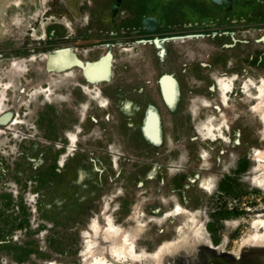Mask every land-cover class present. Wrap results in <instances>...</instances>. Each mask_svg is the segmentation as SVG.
<instances>
[{"label": "rangeland", "instance_id": "1", "mask_svg": "<svg viewBox=\"0 0 264 264\" xmlns=\"http://www.w3.org/2000/svg\"><path fill=\"white\" fill-rule=\"evenodd\" d=\"M263 77L264 0H0V264L112 262L133 235L233 264L264 219Z\"/></svg>", "mask_w": 264, "mask_h": 264}, {"label": "bare ground", "instance_id": "2", "mask_svg": "<svg viewBox=\"0 0 264 264\" xmlns=\"http://www.w3.org/2000/svg\"><path fill=\"white\" fill-rule=\"evenodd\" d=\"M47 24L48 23H46L44 20H42V21H40L39 26L36 29H33L31 31L32 41L42 40L43 33L46 37L47 33H45V31H46L45 26ZM95 65H97V66H95ZM95 65H93L94 67H91L92 72H90V75L92 74L91 76H95L96 78H97V76L104 75L105 74V68H104L105 65L103 63L102 64L98 63ZM89 71H90V69H89ZM221 83H222L221 81H218V85ZM259 83L260 84H256V85L252 84L253 87L255 88V90H257V97L256 98L259 101L258 105L254 106L253 109H254V112L259 115L260 120L264 125V77L261 79V81ZM243 84H244V82H243ZM243 84H242V88H243ZM164 87H166V85ZM220 90L225 91L224 88H220ZM0 113H1V108H0ZM151 117H152V113H150L149 117L147 118V121H146L147 127L145 126L146 129H148V133H149L148 135L149 136L152 135L151 133L153 131H152V128H148V126H151L155 123V121L153 120L154 123L152 124L153 121H152ZM154 127H155V125H154ZM223 127H224V123H221L217 127L212 126L208 132L210 137H207L206 139L215 141L216 139L213 138V137L217 136L215 133L218 132L219 134H221ZM67 137L69 138L70 141H74V139H75L72 134H68ZM262 157H260V156L256 157V159H258V164L256 165V167L254 169L257 170V172H259V174L254 176L253 181L255 183H257V186L261 190L264 191V160H262ZM183 213H184V211H182L180 208H177V210L175 212H173L174 215H180ZM169 215H171V214L166 213V217H168ZM192 217L196 218L197 214H192ZM188 220H190V219H188ZM251 228H252V230H255V231H253L254 233H252V234H249V235L247 234V236H245L241 240V242L239 243V249L233 253L234 258L231 259V260H233L232 261L233 264H264V219L254 220L252 225H251ZM181 230L179 233H181V235H182L183 231H181ZM261 230H263V234L261 233ZM137 231H139V229H137ZM107 234L112 236V237H115L116 231H115V229L110 228L107 230ZM135 234H136V232H135ZM118 238H120V237L118 236ZM135 239H136V237H135V235H133L131 237V240H129V242H124L122 240H118L116 243L114 242V244L111 246V253L115 257V259L112 262H111L110 258H108V257L103 258L102 257V258H96L92 264H126L123 262H130V264H194V262L197 259V255H198L196 250L193 249L194 245H199V246L201 245V246H206L207 248L218 249V248H215L212 244L205 242L204 238H202V236H199L196 239H194L193 243L186 241L184 238H180V240L178 242L169 241V242H164L163 244H160L156 248V251L152 255H148L146 252H142L139 254L136 252ZM188 243L194 244L191 247V249H186V247H187L186 244H188Z\"/></svg>", "mask_w": 264, "mask_h": 264}, {"label": "flooded vegetation", "instance_id": "3", "mask_svg": "<svg viewBox=\"0 0 264 264\" xmlns=\"http://www.w3.org/2000/svg\"><path fill=\"white\" fill-rule=\"evenodd\" d=\"M48 19H49V18H48ZM48 19H42V20L45 21V20H48ZM42 20H40V21H42ZM46 23H47V22H46ZM39 24H40V22L38 23V26H39ZM38 26H37V27H38ZM37 27H36V28H37ZM32 29H33V28L31 27V28L29 29V31H31ZM29 36L31 37V32H30V35H29ZM44 39H45V35H44ZM31 40H32V37H31Z\"/></svg>", "mask_w": 264, "mask_h": 264}]
</instances>
